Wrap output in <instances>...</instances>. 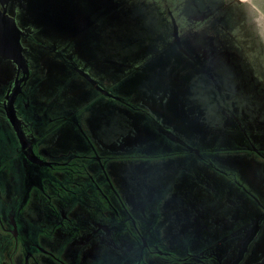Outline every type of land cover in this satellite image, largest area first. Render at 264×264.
Instances as JSON below:
<instances>
[{
  "label": "rangeland",
  "instance_id": "374dc122",
  "mask_svg": "<svg viewBox=\"0 0 264 264\" xmlns=\"http://www.w3.org/2000/svg\"><path fill=\"white\" fill-rule=\"evenodd\" d=\"M2 4L33 71L14 94L13 52L0 39V115L10 111L33 146L25 160L0 119V215L29 256L162 264L171 248L182 256L214 238L226 217L249 226L248 193L264 204V43L248 4Z\"/></svg>",
  "mask_w": 264,
  "mask_h": 264
},
{
  "label": "flooded vegetation",
  "instance_id": "af4514ba",
  "mask_svg": "<svg viewBox=\"0 0 264 264\" xmlns=\"http://www.w3.org/2000/svg\"><path fill=\"white\" fill-rule=\"evenodd\" d=\"M3 2H7V0H0L1 3L0 39L4 44L3 46H8L10 49H12L13 57L12 59H9L8 63H5L6 65L9 66V72H10L9 74H7V76L9 77V75H11V71H10L11 66L9 65V63H12V66H14V73L12 76V88L14 94H20L22 92V89L25 88L24 84H26V82H28V80L31 77V75L29 76L27 70L30 69L33 71V69L31 65V61L27 57L25 51V47L27 45L26 46L22 45L24 54L22 52L21 53L15 52L13 50L16 41L13 42V40L15 39L14 35L8 33L6 28L9 30L8 24L11 23V25L13 26V31H15L18 29V24L13 19V16L12 17L9 16L8 18L6 17L7 8H4L5 5L2 4ZM13 34H15V32H13ZM16 53L20 56V60L15 58L14 55ZM0 58L2 59V57ZM3 62L5 61L3 60ZM72 65L75 66L74 63H72ZM77 70L79 73V69ZM79 74L86 79V75H83L82 73ZM88 82L91 83V85H93V88L97 92L99 97L100 95L105 96L106 98L110 97V96H106V94H103V91L101 90V88H99V86L95 84L93 79ZM110 100H113V98L111 97ZM10 113L11 112L9 111L8 116L0 115V119L4 118L9 122V128H7L9 133L8 136L11 137L12 141H14L16 145L18 144V147L21 150V154L23 155V158L26 160V155L31 152V148L33 146L30 141L31 140L30 132L24 126H22L23 128L20 130L19 125L16 124L15 120H13L14 119L13 116H11ZM4 126H5L4 124L0 125L1 128H4ZM26 130L28 131V138H27ZM20 145H22L23 148ZM94 157L95 156L93 154V159ZM131 161H135V160H131ZM248 194L255 201V204L257 206V214L255 215V218L250 220V222L248 223L249 226L245 228V230L240 229L241 224L239 223V219L235 224L231 222V224L234 225L239 224V225L237 227H231V224L230 225L228 224L229 222L228 220L230 219L229 217L228 218L226 217L225 220V222H227L226 223L227 226L226 224L223 223L224 221H222L223 219L221 218L219 219L220 220L219 222L223 223L221 224L223 226L222 231H214L213 232L215 236L214 238L213 236L204 239L201 238L202 241L198 243L194 252L185 250L182 256H178L174 254V249L171 248L172 250L171 257H168L167 261H164L162 264H264V247L259 249V247L261 246L260 245L261 242L259 243V238L264 228V204L260 203L259 202L260 200L259 199L257 200L250 193ZM212 210L215 211L217 214L218 208L217 209L213 208ZM221 211L223 210L221 209ZM224 215H227V212H225ZM226 228H228V231L223 232V230ZM202 231H203L202 227H200L199 232L201 237H202ZM200 235H198L199 238ZM17 237L18 234L14 232V229L3 227L2 219L0 215V264H43L41 263V261L44 260L43 258L35 259L28 255L26 249L30 244L27 241H23V243L19 244ZM246 238L247 239L249 238V241L243 244ZM2 241L5 244L2 245ZM18 246L20 247L19 250H18Z\"/></svg>",
  "mask_w": 264,
  "mask_h": 264
},
{
  "label": "clouds",
  "instance_id": "9594fccd",
  "mask_svg": "<svg viewBox=\"0 0 264 264\" xmlns=\"http://www.w3.org/2000/svg\"><path fill=\"white\" fill-rule=\"evenodd\" d=\"M242 2L248 4L256 14L257 34L260 41L264 43V0H242Z\"/></svg>",
  "mask_w": 264,
  "mask_h": 264
},
{
  "label": "crops",
  "instance_id": "0c3cea01",
  "mask_svg": "<svg viewBox=\"0 0 264 264\" xmlns=\"http://www.w3.org/2000/svg\"><path fill=\"white\" fill-rule=\"evenodd\" d=\"M251 233H252V231H251ZM251 233H250V234H251ZM246 240H247V241H246ZM246 240L243 242V244H245V242H248V241H249V238H248V239L246 238Z\"/></svg>",
  "mask_w": 264,
  "mask_h": 264
}]
</instances>
